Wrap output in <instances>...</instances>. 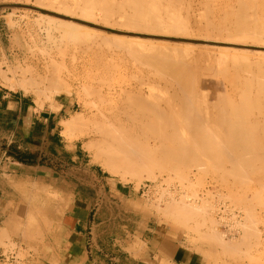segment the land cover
<instances>
[{
	"label": "rangeland",
	"instance_id": "374dc122",
	"mask_svg": "<svg viewBox=\"0 0 264 264\" xmlns=\"http://www.w3.org/2000/svg\"><path fill=\"white\" fill-rule=\"evenodd\" d=\"M96 1L95 0L94 1L93 0L92 1L91 0H89V1L85 0L82 3V0H0V5L1 4H21V5H27V6L35 7V9L26 8V7H0V25L5 26V29L8 32L12 31L14 33V37L12 39L13 44H14L15 48L19 49V55H20V60H21V61H17L18 65L15 68V73H16V71H19L20 72L19 74L21 75L22 79H25V76L28 75L30 72H32V74H35V71H36V73H37V82H39V83H37V92H38L37 95H38L40 106H42L44 104V102H48V101L53 100L58 95L67 94L68 95L67 97L71 101V105H72V111H71L70 116H72L74 114L78 115V113L79 114L81 113V115H83V118L85 120H88L89 118L93 117L92 115L95 114V112L97 111V109L99 107L104 108L105 110L107 109L106 112L115 111L113 106L115 104L121 105L122 104L121 102L127 96L126 94L124 95L120 92L121 87L124 86L125 88L123 87V89H127V90L129 89L130 91L133 89V91H131V94H135V92H136L135 90H138V88L140 89L141 86H144L143 92L144 91L145 92L143 93V96L145 97L146 93H147V95L150 96V93L152 92L153 88H155V85L157 86L159 84L158 85L159 87L157 86L156 90L158 89V91L160 92V95L155 94L156 90H154L153 97L150 96V100H151V97H152V99L154 97L155 98L157 97L158 101H157V99H154L153 101L156 100L159 103L160 107L162 108V106H163V108H166V110L170 107V105L175 106V104H176V106L178 107L179 104H177V103H180V101H178L179 99L176 98V96H174V95L178 93L177 96L179 94H180L179 96H181L184 93L182 90V87L178 88L180 86H176V82L174 83L173 81H171L170 80L171 78L168 79L167 75H166V77L163 76L164 73L160 74L158 71L153 69V68H155L154 66L150 65V67H151L150 68L148 66V64L146 62H144L142 59H141L142 60L141 61L142 65H141V62L139 60L140 58L138 57V59H137V57L135 55H133V51H131L130 49H129V51H127L128 52L127 53L126 50L128 49L129 46L126 47V45H130L132 43H134V45L136 44L135 46L139 45L140 48L142 47L141 46L142 44L145 43L146 46H148L149 44L151 45L152 42H153V45L154 44H158V45L160 44L159 46L155 45V47L157 46L158 48L162 45L164 47H166L168 45V47L172 49V50H170V51H172V54L174 53L173 46H175V45L178 46L177 49H181L179 51L180 52L182 51L183 54L181 53L180 56L178 53H175L174 55H172L170 52L169 57L171 58L173 56L171 59L172 60L175 59L176 61L178 59L175 57L179 56L178 58H180V60H182L181 56H182V58L185 57L186 60L183 59V61H185V64L187 63L186 67L189 63L188 67L186 68V72H188V75L191 76L192 87L197 91L198 96L200 97L198 99L197 98L198 96L196 97V95H195L194 98H196V100L195 99L194 100L200 101L201 104L203 103L202 106H204V104L209 105L212 98H215V97H216V99L221 98V97L216 96L220 92L219 90H221L220 93H222V92H224V90L228 92V89H229V91L233 95L236 96V92H234L235 94L233 93V90L235 88L232 90L233 86L232 85L229 86V83L231 84V81L227 82L228 79H225V78L223 79L222 76L224 74H222L221 69H219V67L221 68L220 62L225 63L224 61L219 60V59H221V56L223 57L222 59H224V56L226 55V58L228 60H230L226 53L224 54V52H221L223 49H225V47H228V46L227 45L216 46V45H211V44H207V43L204 44V42H203V44H201V43L196 44V43H193L190 41L182 40V38L202 39V38H204L203 35L207 36L206 34L209 33V31H207V29L212 30L213 26L216 27V26H220L223 24H225V26H227L226 23L229 26L228 28H230L232 25H230L229 23L231 22L232 24H234L233 19H235V16H234V14H231V12L228 8H227V10H229V11H227L225 9V14L230 12L232 17L229 15V13H228V16H227V14L224 15V16H227L226 19H228V21H225L226 23L223 22V24H221L222 22L221 23L217 22L218 21L217 18H218V16L220 17V14H221V18H223V16H222L224 13L223 9L227 7L226 6L227 3L229 4V5L227 4L228 7L233 6V10L231 9V11H234V7H236L235 3H237V2H235L234 0H230V1L229 0H216V1L214 0L215 2L213 0L212 1L207 0V4L209 5L208 6L207 4H204L206 2L205 0H203V2H202V0H200V1L199 0H190V1L189 0H180V2L178 0H176L174 3H175V5L177 4L178 7H174L173 10H175V9L179 10L178 12H180V14L179 13L178 14L181 15V17L178 16L179 19H182V18L186 19V18H188V15H190L189 16L190 19H187V20H189L190 28H192L193 30L192 29L191 30L194 32H192L189 29L191 35L186 36V35H180L178 32H176L177 34H175V32L174 33H163V32H157L156 33V32H152V31H148L146 29H140V28L139 29L138 28L132 29L133 25L135 24L132 21H131V23L133 25L131 24L132 27H130V25H129L130 20L129 19L133 18L134 17L133 15L137 16L140 14V16L143 20H141V18L139 20L138 16H137V18H133L131 20L136 19L139 21H144V20L149 19V17L145 16V14L147 16H149V13L153 11V10L152 11L149 10V8L153 7V6L149 5L150 4L149 2L153 1V3H154L157 0L156 1L155 0H147V1L144 0V1H142L143 2L142 4H140L141 0L137 1V3H134L136 1L132 0V2L134 1L133 5L137 4L138 6L135 5L134 7H136V8L133 7V9H132V7H131L132 5H130L131 11L129 9H126V5H128L127 6V8H128L129 4H131L132 2L129 4L127 3L125 5L126 0H114V3L111 0H108L109 2H107V0H105V1L104 0H100V1L96 0ZM101 1L102 2L104 1V2L102 3ZM162 1L163 2H161V0H160L161 3H158L159 2L158 1V2H156V5L155 4L154 5L156 6V10H157L158 8L161 7L160 5L163 6L165 4L166 7L164 6V7H162L163 9L161 8L163 12L160 9L158 10L159 14H160V12L165 13V14L161 13L162 17H164L165 15H168V12H165V8L169 9V6H170V10L173 12V10L171 9V6H175V5L173 3L174 0L170 1L171 4H173V5H169L168 7H167V5H168L167 1L169 2V0H162ZM251 1H253V0H251ZM251 1H248V2L250 3ZM90 2H93V3L96 2L95 4H99V3L100 4H99V6H97V5L92 3L94 6H96L94 8V6ZM105 2L110 3V4H108V5H110V7L108 5H104ZM145 2H148L149 4L145 3ZM187 2H188V5H187ZM208 2H210V3H208ZM224 2H226V3H224ZM254 2H255V0H254ZM254 2L252 3L253 5H254ZM256 2L258 3L261 1L256 0ZM75 3H77V5ZM144 3L146 4V6L147 5H149V6L146 7ZM153 3H151V4L153 5ZM166 3H167V5H166ZM189 3L191 4V6L189 5ZM198 3H199V5H198ZM257 3H256V5H257ZM102 4L105 7H109V8L112 7V8L109 10V8L108 9L105 8ZM123 4H124V6H122ZM220 4H222V5L225 4L226 7H224V5H223L224 8L222 7V9H221ZM263 4H264V1L261 2V4L260 3L258 4L260 6L257 5L258 6L257 7V10H258L257 13H260V11H261L260 14H262V11H264L263 10L264 7H262V6H264ZM49 5H51V6H49ZM88 5L92 6L93 9H92V7H89ZM158 5L160 7H158ZM186 5H187V7H186ZM217 5L220 6L219 8L221 9V11L223 13L221 11H218L219 8L216 11L215 6H217ZM67 6H68V8L71 6L72 7L68 9ZM139 6H140L141 10H139ZM141 6L142 7L145 6L146 8L145 7L142 8ZM181 6H182V8H181ZM205 6H206V9H210L209 10L210 12L205 11L206 10ZM213 6H214V8H213ZM78 7H80V8H78ZM208 7H211V8H208ZM121 8L126 10L127 12L130 11L129 14L132 13V15L128 14L125 16V14H127V13L124 12L125 14H123V12H121V11H123ZM186 8H187V10H184ZM79 9H81V10H79ZM103 9H104V11H103ZM134 9H136L135 11L137 13L142 11L141 12L142 15H141V13H139V14L135 13L134 14L133 13ZM144 9L146 12L143 11ZM211 9H212V11H211ZM86 10H87V12H85ZM108 11H112V15H111V13H108ZM148 11H149V13H147ZM154 11H155V9H154ZM106 12L110 15H107ZM157 12L155 11V13L157 15H159ZM219 12H221V13H219ZM91 13H92V15H91ZM175 13H177V12H174V15H175ZM206 13H208L209 15ZM215 13H216V15H215ZM232 13H234V12H232ZM118 14L119 15L121 14V15L119 16ZM122 14H123V17L125 16V18H127L129 20V22L126 19L123 21V22L127 21L126 24L122 22V20L124 19V18L122 19ZM150 14H152V13H150ZM154 14H152V18L155 17V18L159 19V17H156L157 15H154ZM178 14H176V15H178ZM199 14H202L203 16L206 14L204 16L205 20H204L203 16L201 17V15H200V17H199ZM186 15H187V17H186ZM88 16L89 17L92 16V18H89ZM93 16H94V18H93ZM143 16H145V17L143 18ZM214 16H216V17H214ZM107 17H108V19H107ZM208 17L209 18L212 17L214 19V22H216L215 24H213L214 23L212 21L213 19H211L213 26L208 24V20H210ZM258 17L260 18V16H258ZM215 18L217 21H215ZM221 18H219V21L222 20ZM230 18H231V21L229 20ZM150 19H151V16H150ZM192 19H193V21H194V19H196L194 21L196 23H198V21L200 19H203L202 20L203 22L200 20L199 23L201 25L203 23L204 24L207 23V24L206 25L203 24L204 25V26H202L203 29L201 32H199L198 30H201L200 29L201 26H200V28L199 27L196 28V26H198L200 24H198V25H195L196 23L193 24ZM263 19H264V16L262 17V21H264ZM62 20H64V21H62ZM76 20H79V21L80 20L81 21L86 20V22H90L93 24L104 26L108 30L105 31V30L100 29L101 30L100 31L97 28H94L92 26V24L90 26H88V25L85 26V24L79 23ZM105 20H107L111 24H109ZM60 21H62V22H60ZM65 21L70 22V23L75 22V23L81 25V27L85 26L84 28H81L82 29L81 31H84L83 29H85V28H86L87 32L89 30H92V31L88 32L91 35H88V37H86V41H85V39L83 40L81 38L82 36L79 37V35H81V33L85 34V32H81V33L79 32L80 26H79V28H77L78 29L77 32L80 33V34L77 33V35H78L77 36L75 33V30H72V29L68 28L66 25H64V24H66V23H63ZM190 22H191V24H190ZM217 23H219L220 25H218ZM142 25H143V23L140 24L139 26L141 28H143ZM208 25H209V27L207 29H205L206 26H208ZM139 26H137V27H139ZM87 27L89 28V30L87 29ZM222 27L223 26H220V28H222ZM233 27H234V25L231 28H233ZM228 28H226V29H228ZM224 29H218L222 32L218 31L217 29H215L214 31H210L211 34H209V36H212V35L215 36L217 34V33L215 34V32H220L218 34H221V37H214V36H212V37L213 38H220V39L224 40L223 37L226 38L227 35L231 36L229 34L225 35V33H228V32L226 31L224 33V31H223ZM64 30L68 31V34H69L70 30L72 32L74 31L73 33H75V35H76V37H75L76 41H75V38H73L72 40L67 39L69 37H67L68 35L65 36ZM203 30H205V32ZM116 31L128 32V33H130V35L129 34L128 35L122 34L120 36V34L116 33ZM179 32H181V31H179ZM88 33H86V34H88ZM204 33H206V34H204ZM222 33H224L223 36H222ZM124 35H125V37H123ZM89 36H91L92 38H89ZM77 37L81 38L83 41L80 39L77 40L78 39ZM132 37H134V38H132ZM231 37H233V36H231ZM70 38H72V37H70ZM94 38H95V40H92ZM109 39H110V41H109ZM103 40L104 41L106 40L108 42L104 43V45H103V42H102ZM185 42H187V44L192 43L195 45H193V47L191 46V48H187L188 46H186V48L184 49L182 47H185V46H183V45H186V44H183ZM147 43H149V44H147ZM247 43L249 44V46L245 47V49L246 50L249 49V50L245 51V54H246V52H247V54L249 53L250 55L249 54L248 55L253 60L250 57L249 58L252 61H256L255 60L256 58H257V60L259 59L261 61V59L263 58L262 59V62H263V60H264V53H263L264 52V45H263L264 42L262 44L263 47H254V42L252 43L251 39L248 37ZM7 44L10 45L9 43H7ZM98 44H99V46H98ZM118 44L122 45V46H119ZM207 45H208V48H207ZM132 46H133V44H132ZM132 46H130V47H132ZM212 46H213V48H212ZM215 47H216V49L220 48V50L217 49L215 51ZM188 49H190V50H188ZM251 49L254 50V53H253V50H251ZM256 49L258 51L263 50L262 51L263 54L262 53L260 54V52H261L260 51V52H258V55H257V52H255V51H257ZM148 50L149 49L144 50L145 51L144 53H147ZM185 50H187L186 51L187 56L185 54ZM139 51H140V49H139ZM151 51H152V53L154 52L153 50H151ZM231 51L232 50H230L229 52L235 53L234 51L233 52H231ZM220 52L223 55H221ZM229 52H227V53L230 54ZM188 53H190L189 56H188ZM206 53H209V54H206ZM218 53L220 55H218ZM237 53H235V54H237ZM149 54H151V53L149 52ZM176 55H178V56H176ZM205 55L207 56V58H205L206 57ZM237 55L241 56L242 54L239 53ZM259 55L262 56V58L261 57L259 58L258 57ZM73 56H74L75 60H74V58H72ZM132 56H134V57H132ZM191 56L195 60L192 59ZM208 56H209V58H208ZM187 59L188 60L192 59V60H190L191 62L190 61L188 62ZM62 60H64V64L60 65ZM134 60L136 62H134ZM138 60H139V62H138ZM196 60H198V61H196ZM183 61H182V63H183ZM225 61H226V63L224 65H226V64H228V65H226V69L224 68V70L225 71L229 70L230 72H233V70H231V69H234V67L232 68L233 65H231L232 62L231 61L227 62V60H225ZM54 62H56L55 63L56 65H53ZM197 62L200 64H196ZM217 62H219L218 66H215L217 64ZM58 63H59V65H58ZM145 63L148 67L145 65ZM206 63H207V65H206ZM143 64H144V66H143ZM208 64L210 65V68H209ZM212 64H214V65H212ZM182 65H184V63ZM190 65L192 67H190ZM224 65H223V67H224ZM230 65H231V67H230ZM56 66L58 69L56 68ZM207 66L209 69L207 68ZM214 66L216 68L218 67L220 72L219 71L217 72L218 69L214 70L213 69V68H215ZM227 66H229L230 68L227 69ZM195 67H196V71H195ZM108 69H111V70H108ZM138 69L140 70V72L137 71ZM198 69H199V71H198ZM212 69L216 72L214 73V71H212ZM187 70H190V71H187ZM150 71H151V73H150ZM106 72H107V74H106ZM135 72L136 73L138 72V73L136 74ZM227 72H225V73H227ZM191 73L193 76L190 75ZM217 73L220 76L217 75ZM220 73L222 74V76ZM148 74H150V75H148ZM156 74H158V75L154 76ZM159 74H160V77H159ZM142 75H143V77H142ZM195 75H196V78H195V80H193ZM148 76H149V78H148ZM152 76H154V78ZM54 77H55V79H54ZM142 79H144L145 81ZM200 79H201V81H200ZM104 80H105V82H104ZM140 80L142 81L143 85H142V83L140 84V82H141ZM149 80L151 82L153 81V83H151ZM154 80H156V81H154ZM197 80H199L200 84H202V85L197 84L198 83ZM222 80H224L225 82L224 81L222 82ZM146 81H149L150 83L146 82ZM101 82L103 83V85ZM171 82H173L174 86L173 85L171 86V84H172ZM193 82H195V83H193ZM66 83L69 85L70 88L66 89L64 87V85L65 86L67 85ZM148 84H150L151 87L154 86L151 91H149V88L147 90ZM167 86H168V88H167ZM194 86L198 87V88H195ZM230 87H232V88H230ZM180 90H181V92H180ZM198 90H199L200 94L204 93V95H200ZM161 91H163V93H164L163 96H161V94H162ZM196 91L194 92V94H197ZM137 92L139 93L140 91L138 90ZM170 93L173 94V96L176 98L175 99L176 101L173 100L172 96L169 97L171 95ZM166 94H167V96H166ZM110 95H111V97H110ZM209 95L211 97V100L209 97V100H208V98H206L208 100V103L203 102L202 100L205 99V96L208 97ZM121 96L123 99L121 98ZM149 96L147 98H149ZM203 96H204V98H203ZM166 97L167 98L169 97V98L167 99ZM165 98L167 99V101L165 100ZM169 99L173 100V103H169L168 102ZM206 99L204 101L207 102ZM99 100H100V102H98ZM105 100L109 101V102H106ZM161 100H164V101H161ZM213 100L214 101L211 104H214L215 99H213ZM218 100H221V99H218ZM238 100H239V98H238ZM103 102H106V103H103ZM161 103H162V105H161ZM216 103H219V101L217 102V100H216ZM168 104H170V105H168ZM210 105L208 107L212 108ZM204 109H205V107H204ZM82 112H85V113H82ZM70 116L68 118H70ZM85 116L88 119H86ZM214 117L215 116L213 115V119H214ZM62 125H63V122H62ZM64 135L70 142L77 141L79 146L81 145V147L84 151V154H85V159L83 160L82 163L80 162V163L71 164L70 170H69L71 182L75 181V179L78 177H85V179L87 181L91 182L92 177H98L101 179L100 183H101L102 191L108 192V188L104 189L103 185L105 183H114L116 181H119V182L123 183L124 185H126L125 190L127 192L132 191V188H134L135 192L132 195H134V196L136 195L137 197L142 198L143 203H145L149 207L150 211H152L156 215H159L162 219H164L165 223L169 224V226H171L172 228L180 227L181 229L178 228V230H182L183 232L187 233L188 235L193 236L194 240H209V242H211V241H216V239H215V237H216L219 242L222 241L224 243L223 244V252H224L225 256L228 257L230 264H237L238 261H240V262L245 261L246 264H264V218H263L264 217V204L259 203V202L264 203V200H263L264 199V196H263L264 195V183H263L264 178H263V176L259 177V175H264V174L257 175L258 174L257 173L255 175L254 174L255 172L254 173L249 172L250 173V176H249V174L246 173L245 176H247V174H248V176L251 177L250 183L246 185L247 182H245L246 180L249 182L248 176H247L248 178L242 177V178L246 179L245 181H243L244 185H246V186L242 185L243 186L242 187L240 185V187H239V184L237 183L239 178L236 180L237 177L235 175H234L235 177H230V176H233V174L231 175V173H230V176L228 175L232 169L230 162L228 163L227 161H224V160H219V161H221V162H219L218 160H216V159L214 160V158H213V160L217 163L216 165H215V162L213 160H211L212 162L207 161V164L210 163L208 165L205 164V162H204L205 166L203 163L200 164V166L203 165L204 167H206V165H207V167L209 166L207 170H206L207 167L202 169L203 167L199 166L200 167L199 168L198 163H196L195 166H193L194 165L193 164L191 167L190 166L184 167V168L182 167L180 170H178V172L177 171L173 172V170H168V171L162 172L160 174V171H158L156 169L154 171V173L157 174V176H158L157 179L151 180V179L143 178L140 182L137 183L138 180L135 178H132L129 175H127V177H126L127 180H122V178H120L119 175L112 174L108 170H106L103 167L101 161L95 159L93 151L88 149L85 146L89 141H91V139L89 137H81V138L75 139V138L70 137L69 134L64 133ZM203 161H206V160H203ZM225 162H226V164H225ZM218 163L219 164L223 163L226 165L224 167V165L222 164L224 168L223 167H221V168H222V170L224 169V171H226V169L228 170L227 175L230 177V178L227 177L228 180L227 179L224 180V178H226L225 176H223V178L220 177L224 171H222V173H221V170L219 171V169H221V168H217ZM227 163H228V165H227ZM196 165L199 169L196 168ZM211 165H212V167H216L217 170L215 171L214 170L215 168L212 169ZM229 166L231 167L230 171L227 168ZM217 171H219V173H221L220 176L218 175L219 173H217ZM223 175H225V172ZM251 175H253L254 177L256 176V178H255L256 180H259V181L263 180V182H259V184L261 183L260 186L262 185L263 189H262V187L259 188V186L257 184L258 181L256 182V180L253 179L252 178L253 176H251ZM232 178L233 179L235 178L234 180H236V181H234ZM257 178H259V179H257ZM252 179L255 181H253ZM232 181H234V182H232ZM235 184H236V186H235ZM71 186H72V184H71ZM256 188H258V189H256ZM248 190L249 191L251 190L250 191L251 193ZM253 190H256V191L262 190V193H258V195H259V197H261V196H263V197L258 198V195H256V194L259 191L256 192ZM97 191H99V190L97 189ZM254 192H256L255 195H253ZM47 196L53 197V194L49 193V194H47ZM254 196L256 197V199ZM105 197L106 196L102 197L103 202L107 203L106 207H109V200L106 201ZM251 199H253V201ZM173 202H175V203L177 202L176 204H178L179 206L180 205H187L185 207H188V204H192L195 207L197 206V209L194 207L193 208L195 209V211L196 210H198V211L195 212V214H193L194 216L192 215V213H190V214L184 213L183 211H182L183 213L181 211H179L178 213H175V215H174V213H172L171 211L168 210V208L171 209L170 207H172L175 204ZM222 206H226L228 209H231V210H237L242 214V221L240 223L241 225L239 224L241 227L240 226L239 227L242 228V226H243L242 223L245 222L244 227H243L244 229L243 228L240 229V231L237 235H228L222 231L223 223H222V221L218 215V212L220 211ZM223 212H224V217H223L224 220L226 222L232 223L233 218L231 215H229V211L225 210ZM250 212L252 213V215H250ZM180 214H182V216ZM186 215H189V216H186ZM190 215H192V216H190ZM179 216H180V218H177ZM180 219L181 220L184 219V220L181 221ZM255 223H256V225H255ZM251 224H252V226L254 224V229L257 232L260 233V231H261V233L259 235V241H257V238L252 235L251 231H253L254 229L253 230L250 229L252 227ZM247 225H249L250 227L249 226L246 227ZM245 227H246V230H248L247 228L250 229L251 235L250 234L249 235L251 238L249 237V235H247L248 236L247 238L245 237L246 236ZM44 234L45 233H43L41 231L38 232L39 244H40L38 249H29V248L18 249L17 254H18V258H19L20 262H16V263L12 262L11 263L9 261V263H5V264H50L48 262V256L51 255V249L44 246V243H45V241H44L45 235ZM213 234H214V236H213ZM211 237H214V238H211ZM243 238H244V240H243ZM211 239H214V240H211ZM246 240L248 242H244ZM218 241H216V242H218ZM232 242L234 244H232ZM257 242H258V244H257ZM225 244L228 245L229 247L226 246ZM231 244H232V247H231ZM233 245H236V246L233 247ZM33 251H34V254H33Z\"/></svg>",
	"mask_w": 264,
	"mask_h": 264
},
{
	"label": "bare ground",
	"instance_id": "6f19581e",
	"mask_svg": "<svg viewBox=\"0 0 264 264\" xmlns=\"http://www.w3.org/2000/svg\"><path fill=\"white\" fill-rule=\"evenodd\" d=\"M83 1L85 0H82V3ZM89 1V0H88ZM92 1V0H91ZM94 1V0H93ZM96 1V0H95ZM100 1V0H99ZM105 1V0H104ZM103 1V2H104ZM113 1L114 3V0H111ZM129 1V2H128ZM136 1V2H134ZM133 2L134 3H137V1L139 0H134ZM144 0H141L140 4H142ZM147 1V0H145ZM156 1V0H155ZM159 1V2H158ZM170 1H173V0H169V2L167 1L166 5L167 7L169 5H173L171 4ZM176 0L173 1V3L175 2ZM180 2V0H178ZM190 1V0H189ZM200 1V0H199ZM206 2L204 4H207V0H205ZM210 1V0H208ZM212 1V0H211ZM214 1V0H213ZM216 1V0H215ZM214 1V2H215ZM230 1V0H229ZM236 4V7H234V11H231V9L233 10V6H230L228 7V5L226 4H220L221 6V9L222 7L224 8L223 11L224 13L221 11V9L219 8L220 6H215L216 8V11L217 9L219 8L218 11H221L223 13V18H221V14H220V17L218 16V21L216 20L215 18V21L223 24L226 23L225 21H228V19H226V17L228 16V13L229 15L232 17L231 14H234L235 16V19H233V23L232 24L230 21H231V18L229 19L230 21V25H234L233 28H228V24L226 23L227 26H225V24L223 25H220L219 23H217L218 25L220 26H223L225 29L228 28V29H224L223 27L220 28V26H216L214 27L212 25V21L214 22V19L211 17L209 18L210 20H208V24L213 26L212 30H208L207 28L209 27L206 26L205 29H207V31H209L208 34H206L207 36L203 35L204 38L202 39H196V38H182V40H185V41H190V42H193V43H201L204 44L207 43V44H211V45H227L228 47H225V49H223L221 52H224V54L226 53L228 55V58L230 60H228L226 58V55L224 56V59L227 60V62L231 61L233 65L232 68L234 67V69H231L233 70V72H230L229 70H224V68L226 69V65H224L226 63V61L224 59H222L223 57L221 56V59L219 60H222L224 61L225 63L223 62H220L221 63V68L219 67V69H221L222 71V74H224L222 76V78L224 79H228L227 82L231 81V84L229 83V86H233L230 87L232 88L233 90V93L236 92V96L233 95L229 89H228V92L225 91L224 89V92L220 93L221 90H219L220 94L218 93L216 96L217 97H221V98H218V99H221V100H218L215 98H212L211 100V97L210 95L208 97L205 96V99L208 98L209 100V97H210V103H213V99H215V102L214 104H211L210 107H208L209 105L207 104H204V106H202V104L200 103V101H195L196 98H194V96L196 95V97L198 96V93L197 91L192 87V81H191V76L188 75V72H186V64H185V61H183L184 58H182L181 56V59L178 58L180 56V54L183 52L179 51L181 49H177L178 46H173V51L174 53L172 54V50L171 48L168 47V45L166 47H163L160 46L159 48L157 46H159L158 44H154L153 45V42L151 43V45L149 43L148 46H146V44H142L141 48L139 45L135 46L134 43L133 46L132 44L130 45H126V47H128V49L126 50L129 51V49L131 51H133V55H135L138 59V57L140 58V62L143 60L144 62H146L148 64V66L150 67L151 66H154L156 71H158L160 74L164 73L163 76L166 77L167 75V78L170 79L171 81H173L174 83L176 82V86H180L178 88H181L182 87V90H183V96H177V94H175L174 96H176V98H178L180 101V103H177L179 104L178 107L176 106H171L170 104V107L166 110V108H162L160 107L159 103L157 102L158 99L157 97L153 98V92L154 90H156L157 86L159 85H155V88L151 87L150 84H148V87H147V90L149 88V91L152 90V92L150 93V96L151 97V100H150V96L145 95V97L143 96V87L144 86H141L140 89L138 88V90L140 91L139 93L137 92L138 90H135V94H131V91H133V89L130 91L129 89H123V87L120 88V92L122 94H126L127 96L123 99L122 96L121 98L123 99V101L121 102L122 104L121 105H114V110L115 111H112V112H106V110L104 108H101L99 107L97 109V111L95 112L94 115H92L93 117L92 118H87L85 116L86 119L88 120H85L83 118V115H81V113L78 115H72L70 116V118H68L67 120H63V126L64 127L62 130H63V133H66V134H69L70 137L72 138H75V139H78V138H81V137H89L91 139V141H89L88 139V143L85 145L88 149L92 150L93 153H94V156H95V159L101 161L103 167L108 170L110 173L112 174H117L120 176V178H122V180H127L126 177L127 175L131 176L132 178H135L137 179V183L140 182L143 178H146V179H151V180H154V179H157L158 176L157 174L154 173V171L157 169L158 171H160V174L162 172H165V171H168V170H173L174 171H177L180 170L182 167H191L193 164V166H195L196 163H198V167L200 166V164H207V161L210 162L211 160H224V161H227L228 163L230 162L231 166H232V169L231 167H227L230 171L229 172V176H230V173L231 175L233 174V176H230V177H237L236 180L238 179L237 183L239 184V187L240 185H244L243 181H245L246 179L242 178V177H245V178H248L250 176V173L249 172H255L254 174L256 175H259V174H264V60L262 62V56H258L259 58L261 57V61L257 58L255 59L256 61H252L253 59L247 54H245V51L249 50V49H245V47L249 46V44L247 43V39L248 37L251 39V42L253 43L254 42V47H263L262 44L264 42V21H262V17L264 16V11H262V14L261 11L260 13H257V7L260 6L258 5L259 3L261 4V2H263L262 0H259L261 2H254L251 1V0H234ZM248 1H251L250 3ZM80 2V1H79ZM87 2V1H86ZM97 2V1H96ZM95 2V3H96ZM102 2V1H101ZM102 2V3H103ZM107 2H109L107 0ZM132 0H126L125 1V5L128 3H131ZM133 2L131 4H129V7L127 8L128 5H126V9H129L131 11V7L133 9V7L135 5H133ZM156 2L158 3H161L163 2L161 0H157ZM156 2L153 3V1L151 2H145V3H148L149 5L153 6L151 8H149V10H153L155 9V11L157 12L159 9L162 11V7L165 6V4L162 6V5H158V8L156 10ZM182 2V1H181ZM203 2V0H202ZM222 2V1H221ZM254 2V5L252 4ZM91 4L93 2H90ZM93 3V4H95ZM99 3V2H98ZM144 3V4H145ZM153 3V5L151 4ZM157 3V4H158ZM170 3V4H169ZM178 3V2H177ZM210 3V2H208ZM226 3V2H224ZM234 3V2H233ZM257 3V5H256ZM77 5V3H75ZM92 4V5H93ZM100 4V3H99ZM99 4H95L97 6H99ZM110 3H104V5H108ZM139 4V5H140ZM155 4V5H154ZM203 4V3H202ZM103 5V4H102ZM103 5V6H104ZM121 5V4H120ZM130 5H132L130 7ZM147 5V6H149ZM175 5V3H174ZM177 5V4H176ZM171 6V9L173 10L174 7H178L177 6ZM187 5H188V2H187ZM186 5V7H187ZM189 5L191 6V4L189 3ZM199 5V3H198ZM208 5V4H207ZM206 5V6H207ZM264 5V4H263ZM51 6V5H49ZM53 6V5H52ZM89 6V5H88ZM94 6V5H93ZM102 6V7H103ZM110 7V5H108ZM112 6V5H111ZM124 6V4L122 5ZM138 6V5H137ZM146 6V4H145ZM144 6V7H145ZM146 6V7H147ZM180 6V5H179ZM189 6V7H190ZM201 6V5H200ZM199 6V7H200ZM203 6V5H202ZM206 6H205V9H206ZM209 6V5H208ZM212 6V5H211ZM262 6V5H261ZM72 7V6H71ZM69 7V8H71ZM89 7H92V6H89ZM96 6H94L95 8ZM105 7V6H104ZM109 7H105V8H109ZM121 7V6H120ZM142 7V6H141ZM142 7V8H144ZM145 7V8H146ZM166 7V6H165ZM188 7V8H189ZM232 7V8H231ZM264 7V6H262ZM63 8V7H62ZM68 8V6H67ZM68 8V9H69ZM80 8V7H78ZM85 8V7H84ZM112 8V7H111ZM109 8V10L111 9ZM136 8V7H134ZM153 8V9H152ZM162 8V9H161ZM182 8V6H181ZM201 8V7H200ZM204 8V7H203ZM208 8H211V7H208ZM214 8V6H213ZM227 8L230 10V12L226 13L227 16H224L226 15L225 14V9L227 10ZM73 9V8H72ZM93 9V7H92ZM122 9V8H121ZM138 9V8H137ZM263 9V8H262ZM64 10V9H63ZM81 10V9H79ZM91 10V9H90ZM89 10V11H90ZM123 11V14L128 15L129 12H127L126 10L122 9ZM136 9H134V14L137 13L135 11ZM139 10L140 9V6H139ZM176 10V11H175ZM173 10V12L170 10V6H169V9L165 8V12H168V15H165L164 17H162V14H165V13H162L160 12L159 14V11L157 12L159 15H157L155 13V11L153 12H150L154 15H157L156 17H159L158 18H155L153 17L152 18V14L149 13V11L147 13H149V16H147L145 14L146 17H149V19L147 20H144V21H139L141 16L139 13L141 12H138L137 15L139 18V20H131L133 18H137L136 15H133L129 22V20L127 18H125V16L123 17V14H122V22L126 19L128 20L129 22V25L130 27L131 26V21L133 23H135L132 27V29H136V28H140V29H146L148 31H152V32H163V33H174L177 34L176 32H178L180 35H186V36H190L191 33H190V30L192 28H190V25H189V20L187 19H190L188 15V18L186 19H179V17H181L180 12H178L179 10L175 9ZM184 10H187L184 9ZM189 10V9H188ZM193 10V9H192ZM201 10V9H200ZM203 10V9H202ZM210 9H206L205 11H209ZM215 10V9H214ZM227 10V11H229ZM260 10V9H259ZM264 10V9H263ZM68 11V10H67ZM72 11V10H71ZM104 11V9H103ZM102 11V12H103ZM106 11V10H105ZM145 11V9L143 10ZM204 11V10H203ZM212 11V9H211ZM215 11V12H216ZM226 11V12H227ZM87 12V10L85 11ZM100 12V11H99ZM125 12V13H124ZM146 12V11H145ZM174 12H177L175 13L174 15ZM210 12V11H209ZM219 12V13H221ZM234 12V13H232ZM89 13V12H88ZM93 13V12H92ZM91 13V15H92ZM101 13V12H100ZM108 13H111L112 15V11H108ZM106 12L107 15H110ZM162 13V14H161ZM179 13V14H178ZM205 13V12H204ZM94 14V13H93ZM143 14V15H144ZM178 14V15H176ZM203 14V13H202ZM202 14H199V17L201 15V17L203 16ZM208 14V13H206ZM205 14V15H206ZM218 14V13H217ZM260 14V15H259ZM116 15V14H115ZM119 15V14H118ZM121 15V14H120ZM119 15V16H120ZM129 15H132L129 14ZM142 15V13H141ZM153 15V16H154ZM161 15V16H160ZM204 15V16H205ZM209 15V14H208ZM207 15V16H208ZM211 15V14H210ZM214 15V14H213ZM216 15V13H215ZM85 16V15H84ZM143 16V18L145 17ZM150 16H151V19H150ZM179 16V17H178ZM185 16V15H184ZM183 16V17H184ZM192 16V15H191ZM203 16V18H204ZM260 16V18L258 17ZM89 17V16H88ZM112 17V16H111ZM166 17V18H165ZM187 17V15H186ZM216 17V16H214ZM225 17V18H224ZM89 18H92V16H90ZM94 18V16H93ZM100 18V17H99ZM105 18V17H104ZM155 18V19H154ZM185 18V17H184ZM198 18V17H197ZM196 18V19H197ZM207 18V19H208ZM219 18H221L219 21ZM234 18V17H233ZM259 18V19H258ZM106 19V18H105ZM108 19V17H107ZM194 19V21L196 20ZM211 19H213L211 21ZM226 19V20H225ZM101 20V19H100ZM141 20H143L141 18ZM183 20V21H182ZM198 20V19H197ZM201 21L203 19H200ZM199 20V21H200ZM205 20V18H204ZM264 20V19H263ZM51 21V20H50ZM57 21V20H56ZM64 21V20H62ZM60 21V22H62ZM77 22L79 23H82V24H85L90 26L92 24V26L94 28H97L98 30H100V28L98 27H95L96 26H100V27H103V28H106L104 26H101V25H97V24H93V23H90V22H86L85 21H79V20H76ZM106 22H108L107 20H105ZM193 21V19H192ZM193 21V24L196 23ZM198 21V23H196L195 25H198L200 24ZM207 21V20H206ZM211 21V22H210ZM203 22V21H202ZM205 22V21H204ZM211 24H210V23ZM63 23H66L64 25H66L68 28L72 29V30H75V33L77 35V28H79L80 26V29H79V32H85V34L81 33V35H79V37H81L83 40L85 39L86 41V37H88V35H91L90 33H88L89 31H92V30H89V28L87 27V29L89 30L87 32L86 28L83 29L84 31H81L82 29L81 28H84L85 26H82L77 24V23H70V22H63ZM109 23V22H108ZM123 23H127L126 22H123ZM143 23V28H141L139 25ZM206 23V22H205ZM216 22H214L213 24H215ZM111 24V23H109ZM139 24V25H138ZM191 24V22H190ZM204 24V23H203ZM198 25L196 26L200 28L201 26V30H198L199 32L202 31V26L206 25ZM139 27H137V26ZM128 26V25H127ZM210 26V27H211ZM54 27V26H53ZM219 27V28H218ZM61 28V27H60ZM190 29V30H189ZM211 29V28H210ZM215 29H224V33L227 31L228 33H225L226 34H229L231 36H228L224 38V40L220 39V38H213L212 36H209V34H211L210 31H214ZM86 30V31H85ZM103 30V29H101ZM100 30V31H101ZM108 30V29H107ZM193 30V29H192ZM191 30V31H192ZM197 30V29H196ZM47 31V30H46ZM65 31V30H64ZM106 31V30H105ZM181 31V32H179ZM205 32V30H203ZM220 31V30H218ZM72 31L70 30L69 34H68V31H65V36L68 35L67 39H73L76 37L75 33H71ZM194 32V31H192ZM222 32V31H220ZM220 32H215V36L214 37H221V34H218ZM71 33V34H70ZM78 33V34H80ZM88 33V34H86ZM116 33L120 34V36L122 34H129L128 32H121V31H116ZM213 33V32H212ZM222 33V36L223 34ZM83 34V35H82ZM214 34V33H213ZM94 35V34H93ZM136 35V34H135ZM219 35V36H218ZM74 36V37H73ZM78 36V35H77ZM85 36V37H84ZM132 36V35H131ZM201 36V35H200ZM54 37V36H53ZM72 37V38H70ZM125 37V35L123 36ZM135 37V36H134ZM132 37V38H134ZM170 37V36H169ZM78 38V37H77ZM81 38H78L77 40H82ZM89 38H92L91 36H89ZM100 38V37H99ZM121 38V37H120ZM56 39V38H55ZM105 39V38H104ZM122 39V38H121ZM82 40V41H83ZM92 40H95L92 39ZM165 40V39H164ZM253 40V41H252ZM55 41V40H54ZM53 41V42H54ZM74 41V40H73ZM75 41H76V38H75ZM110 41V39H109ZM96 42V41H95ZM100 42V41H99ZM103 42V45L104 43H107L108 41H102ZM114 42V41H113ZM130 43V42H129ZM180 43V42H179ZM87 44V43H86ZM183 44H186V45H183ZM182 45L185 46V47H182V48H186V46H188L187 48H191V46L193 47V45L195 44H192V43H188L185 42L183 43ZM114 45V44H113ZM119 45V44H118ZM155 45H157L155 47ZM174 45V44H173ZM264 45V44H263ZM99 46V44H98ZM119 46H122V45H119ZM135 46V47H134ZM223 46V47H224ZM230 46V47H229ZM125 47V46H124ZM125 47V48H126ZM134 47V48H133ZM211 47V46H210ZM241 49H240V48ZM132 48V49H131ZM136 48V49H135ZM138 48V49H137ZM181 48V47H180ZM207 48H208V45H207ZM213 48V46H212ZM63 49V48H62ZM100 49V48H99ZM123 49V48H122ZM140 49V51H139ZM147 53H144L145 51L144 50H147ZM199 49V48H198ZM220 50V48H217ZM216 47H215V51L217 50ZM153 50L154 52L152 53ZM190 50V49H188ZM192 50V49H191ZM232 50L231 52H235L237 54H242L241 56L235 54V53H230L229 51ZM253 50V49H251ZM257 50V49H256ZM260 50V49H259ZM179 51V52H178ZM187 50H185V54L187 53L186 52ZM201 51V50H200ZM214 51V50H213ZM261 51V50H260ZM260 51H255L257 52V55H258V52ZM263 51V50H262ZM262 51L260 52V54L262 53ZM33 52V51H32ZM149 52L151 54H149ZM171 52L172 55H174L175 53H178V57H175L177 58L178 60L176 61L174 58V60H172L171 58L169 57V53ZM190 52V51H189ZM204 52V51H203ZM220 52V54H221ZM227 52H229L230 54H228ZM244 52V53H243ZM128 53V52H127ZM199 53V52H198ZM215 53V52H214ZM253 53H254V50H253ZM252 53V54H253ZM264 53V52H263ZM262 53V54H263ZM190 53H188V56H189ZM192 54V53H191ZM201 54V53H200ZM206 54H209V53H206ZM218 53V55H220ZM233 56H232V55ZM235 54V55H234ZM223 55V54H221ZM231 55V56H230ZM245 55V56H244ZM131 56V55H130ZM184 56V55H183ZM187 56V54H186ZM206 56V55H205ZM235 56V57H234ZM248 56V57H247ZM253 56V55H252ZM97 57V56H96ZM134 57V56H132ZM192 57V56H191ZM190 57V58H191ZM231 57V58H230ZM252 59H250V58ZM255 57V56H254ZM74 58V56L72 57ZM196 58V57H195ZM207 58V56L205 57ZM209 58V56H208ZM97 59V58H96ZM142 59V60H141ZM192 59H194L192 57ZM190 59V60H192ZM215 59V58H214ZM232 59V60H231ZM75 60V58H74ZM138 60V62H139ZM186 60V59H185ZM188 60V59H187ZM188 60V62L190 61ZM195 60V59H194ZM193 60V61H194ZM208 60V59H207ZM218 60V61H219ZM43 61V60H42ZM97 61V60H96ZM181 61V62H180ZM184 65H182L183 63ZM198 61V60H196ZM134 62H136L134 60ZM191 62V61H190ZM207 62V61H206ZM56 62L53 63V65H56L55 64ZM95 63V62H94ZM102 63V62H101ZM145 63V65H146ZM218 63L215 65V66H218ZM64 64V60L61 61L60 65H63ZM96 64V63H95ZM196 64H200V63H196ZM215 64V63H214ZM212 64V65H214ZM28 65V64H27ZM59 65V63H58ZM141 65H142V62H141ZM207 65V63H206ZM209 65V64H208ZM224 65V67H223ZM230 65V67H231ZM96 66V65H95ZM137 66V65H136ZM144 66V64H143ZM147 66V65H146ZM147 66V67H148ZM194 66V65H193ZM198 66V65H197ZM214 66V67H215ZM146 67V68H147ZM185 67V68H184ZM190 67H192L190 65ZM189 67V68H190ZM200 67V66H199ZM229 66H227V69L230 68ZM57 68V66H56ZM151 68V67H150ZM198 68V67H197ZM208 68V66H207ZM209 68H210V65H209ZM208 68V69H209ZM27 69V68H26ZM58 69V68H57ZM152 69V70H153ZM214 70L215 69H218V67L216 68H213ZM212 69V71H214ZM217 70V72L220 70ZM108 70H111V69H108ZM137 71L140 72V70L138 69ZM187 71H190V70H187ZM193 71V70H192ZM195 71H196V67H195ZM199 71V69H198ZM227 73H225V72ZM205 72V71H204ZM216 71H214L215 73ZM224 72V73H223ZM110 73V72H109ZM108 73V74H109ZM136 73V72H135ZM138 73V72H137ZM136 73V74H137ZM151 73V71H150ZM190 73V72H189ZM200 73V72H199ZM59 74V73H58ZM107 74V72H106ZM160 74H159V77H160ZM198 74V73H197ZM212 74V73H211ZM150 75V74H148ZM158 74L154 75V76H157ZM192 75V73L190 74ZM217 75H219L217 73ZM154 76H152L154 78ZM193 76V75H192ZM199 76V75H198ZM201 76V75H200ZM211 76V75H210ZM220 76V75H219ZM218 76V77H219ZM127 77V76H126ZM143 77V75H142ZM48 78V77H47ZM52 78V77H51ZM105 78V77H104ZM131 78V77H130ZM139 78V77H138ZM146 78V77H145ZM149 78V76H148ZM196 78V75L194 76V79L195 80ZM55 79V77H54ZM156 79V78H155ZM160 79V78H159ZM166 79V78H165ZM198 79V78H197ZM220 79V78H219ZM47 80V79H46ZM53 80V79H52ZM109 80V79H108ZM144 80V79H142ZM167 80V79H166ZM208 80V79H207ZM49 81V80H48ZM66 81V80H65ZM107 81V80H106ZM139 81V80H138ZM141 81V80H140ZM145 81V80H144ZM143 81V82H144ZM150 81V80H149ZM149 81H146V82H149ZM156 81V80H154ZM164 81V80H163ZM201 81V79H200ZM217 81V80H216ZM224 80H222L223 82ZM52 82V81H51ZM50 82V83H51ZM105 82V80H104ZM151 82V81H150ZM149 82V83H150ZM170 82V81H169ZM173 82H171V86L173 85ZM198 82V83H197ZM197 84H200L199 80H197ZM225 82V81H224ZM226 82V83H227ZM26 83V82H25ZM24 83V84H25ZM37 80H36V86H37ZM102 83V82H101ZM142 83V81L140 82V84ZM145 83V82H144ZM153 83V81L151 82ZM195 83V82H193ZM202 83V82H201ZM52 84V83H51ZM65 84V83H64ZM67 84V83H66ZM107 84V83H106ZM130 84V83H129ZM169 84V83H168ZM178 84V85H177ZM23 85V84H22ZM103 85V83H102ZM143 85V83H142ZM161 85V84H160ZM194 85V84H193ZM196 85V84H195ZM202 85V84H200ZM199 85V86H200ZM101 86V85H100ZM121 86V85H120ZM140 86V85H139ZM174 86V85H173ZM64 87L67 89V88H70L69 85L67 84L66 86L64 85ZM159 87V86H158ZM195 87V86H194ZM225 87V86H224ZM228 87V86H227ZM125 88V87H124ZM165 88V87H164ZM163 88V89H164ZM168 88V86H167ZM174 88V87H173ZM192 88V89H191ZM195 88H198V87H195ZM160 89V88H159ZM175 89V88H174ZM122 90V91H121ZM168 90V89H167ZM176 90V89H175ZM174 90V91H175ZM196 91L197 94H194V92ZM217 90V91H218ZM101 91V90H100ZM158 89L156 90L155 94H159L160 95V92L158 91ZM177 91V90H176ZM167 92V91H166ZM179 92V91H178ZM181 92V90H180ZM199 92V90H198ZM230 92V93H229ZM36 93L38 94L37 92V87H36ZM133 93V92H132ZM161 96L164 95L163 91H161ZM175 93V92H174ZM217 93V92H216ZM154 94V95H155ZM171 94V93H170ZM169 94V95H170ZM200 94V92H199ZM235 94V93H234ZM108 95V94H107ZM200 95H204L203 94H200ZM149 96V98H147ZM158 96V95H157ZM160 96V97H161ZM167 96V94H166ZM173 97V100H175L176 98L173 96V94H171L169 97ZM103 97V96H102ZM111 97V95H110ZM168 97V98H169ZM167 98V97H166ZM165 98V100L167 101V99ZM198 99L200 98L199 96L197 97ZM204 98V96H203ZM239 98V100H238ZM154 99H157V101H153ZM171 99V98H170ZM169 99V100H170ZM195 99V100H194ZM202 99V98H201ZM200 99V100H201ZM205 99H203L202 101L205 102V103H208V100L207 102L204 101ZM168 102L169 103H173V100H170ZM194 100V101H193ZM216 100L217 102L219 101V103H216ZM106 101V100H105ZM161 101H164V100H161ZM176 101V100H175ZM201 101V102H202ZM100 102V100L98 101ZM106 102H109V101H106ZM106 102H103V103H106ZM160 102V101H159ZM167 102V103H168ZM163 103V102H162ZM161 103V105H162ZM166 104V103H165ZM105 105V104H104ZM167 105V104H166ZM173 105V104H172ZM91 107V106H90ZM205 107V109H204ZM207 107V108H206ZM110 108V107H109ZM83 109V108H82ZM82 113H85V112H82ZM89 114V113H88ZM213 115L215 116L214 119H213ZM84 146V147H85ZM211 158V159H210ZM208 159V160H207ZM203 160H206V161H203ZM213 160V161H214ZM212 162V161H211ZM215 162V161H214ZM221 162V161H219ZM232 162V163H231ZM227 163V165H228ZM204 164V166H205ZM210 164V163H208ZM207 164V165H208ZM212 164V163H211ZM214 164V163H213ZM217 163L215 162V165ZM223 164V163H222ZM219 164L217 165V168H221L226 166V162L225 164ZM196 165V168L199 169L200 167H203L202 169L206 168L204 167L203 165H201L199 168L197 167ZM220 165V166H219ZM209 167V166H208ZM208 167L206 168V170L208 169ZM212 167V165H211ZM223 167V168H224ZM215 168V169H214ZM212 169H214L215 171L217 170L216 167H212ZM249 169V170H248ZM191 170V169H190ZM210 170V169H209ZM221 170V173L222 171H224V169L222 170L219 169V171ZM182 171V170H181ZM197 171V170H196ZM219 171H217V173H219ZM176 172V173H177ZM209 172V171H208ZM212 172V171H211ZM225 172V175H223ZM223 174L221 175V173H219L218 175L223 178V176H225L228 180L227 177H229L227 175L228 173V170L226 169V171H224ZM247 174V176H245ZM205 174V173H204ZM156 175V176H155ZM184 175V174H183ZM235 175V176H234ZM181 176V175H180ZM253 176V175H251ZM264 178V175H259V177H262ZM229 177V178H230ZM163 178V177H162ZM253 179L256 178V176L252 177ZM233 179V178H232ZM235 179V178H234ZM233 179V180H234ZM249 179V182L246 180L245 182L246 185L250 183V179L251 177L248 178ZM252 179V180H253ZM259 179V178H257ZM261 179V178H260ZM196 180V179H195ZM214 180V179H213ZM223 180V181H224ZM234 180V181H236ZM256 180V179H255ZM253 180V181H255ZM264 180V179H263ZM263 180L259 181V180H256V182L258 181V186L259 188L262 187V185L260 186L259 182H263ZM232 181V182H234ZM193 182V181H192ZM197 182V181H196ZM225 182V181H224ZM227 183V182H226ZM236 183V184H237ZM254 183V182H253ZM264 183V182H263ZM194 184V183H193ZM235 184V186H236ZM244 185V186H246ZM182 186V185H181ZM187 186V185H186ZM238 186V185H237ZM249 186V185H248ZM243 187V186H242ZM249 189V188H248ZM258 189V188H256ZM263 189V187H262ZM247 190V189H246ZM209 191V190H208ZM249 191V190H248ZM251 191V190H250ZM249 191V192H250ZM253 191H256V190H253ZM259 191V192H257ZM257 194L256 192H254L253 195H258V193H262V190H257ZM169 192V191H168ZM194 193V192H193ZM251 193V192H250ZM196 195V194H195ZM261 195V194H260ZM264 196V195H263ZM261 196V197H263ZM244 197V196H243ZM255 197V196H254ZM259 197L258 195V198H261ZM194 198V197H193ZM248 198V197H247ZM242 199V198H241ZM256 199V197H255ZM263 199V198H262ZM250 200V199H249ZM253 201V199H251ZM264 200V199H263ZM241 201V200H240ZM255 201V200H254ZM257 201V200H256ZM262 201V200H261ZM178 202V201H177ZM176 202V203H177ZM259 202V201H258ZM175 203V202H173ZM175 203V204H176ZM196 203V202H195ZM255 203V202H254ZM261 204H264L262 202H259ZM173 205L172 207H170L171 209L168 208L169 211H171L172 213H178L179 211H183L184 213H192L195 214V212H197L198 210L195 211L194 208L197 209V206L195 207L194 205L192 204H188V207H185L187 205ZM186 204V203H185ZM166 205V204H165ZM247 205V204H246ZM251 205V204H250ZM190 206V207H189ZM203 206V205H202ZM262 206V205H261ZM194 207V208H193ZM236 207V206H235ZM200 208V207H199ZM251 210V209H250ZM170 212V213H171ZM180 212V213H181ZM182 212V213H183ZM200 212V211H199ZM252 212V211H251ZM250 212V215H252V213ZM249 214V213H248ZM182 216V214H180ZM190 215V216H192ZM197 215V214H196ZM178 216V215H177ZM186 216H189V215H186ZM194 216V215H193ZM207 216V215H206ZM256 217V216H255ZM177 218H180L177 217ZM182 218V217H181ZM187 218V217H186ZM191 218V217H190ZM189 218V219H190ZM196 218V217H195ZM194 218V219H195ZM200 218V217H199ZM205 218V217H204ZM264 218V217H263ZM181 220V219H180ZM184 220V219H183ZM181 220V221H183ZM191 220V219H190ZM206 220V219H205ZM204 220V221H205ZM258 220V219H257ZM203 222V221H202ZM200 223V222H199ZM198 223V224H199ZM245 223V222H244ZM244 223L242 228L244 227ZM254 223V222H253ZM203 224V223H202ZM241 225V224H240ZM239 225V226H240ZM246 225V224H245ZM256 225V223H255ZM197 226V225H196ZM249 225H247L246 227H248ZM252 226V224H251ZM241 227V226H240ZM246 227H245V230H246ZM250 227V226H249ZM241 228V229H242ZM256 228V227H255ZM197 229V228H196ZM244 229V228H243ZM248 230H246L245 234H246V238L248 237L247 235H251V232H252V235L254 237L257 238V241H259V235L261 233L257 232L255 229H254V224L253 226L250 228V229H254L253 231L250 232V229L247 228ZM214 230V229H213ZM215 231V230H214ZM213 231V232H214ZM248 233V234H247ZM216 234V233H215ZM249 235V237H250ZM214 236V234H213ZM262 236V235H261ZM231 237V236H230ZM3 238V237H2ZM203 238V237H202ZM211 238H214V237H211ZM219 238V237H218ZM251 238V237H250ZM261 238V237H260ZM216 241L217 238L215 237ZM249 239V238H248ZM211 240H214V239H211ZM244 240V238H243ZM251 240V239H250ZM222 242V241H221ZM220 244H224L223 242ZM244 242H248L247 240L244 241ZM236 243V242H235ZM232 244H234L232 242ZM232 244H231V247H232ZM246 244V243H245ZM258 244V242H257ZM226 245V244H225ZM243 245V244H242ZM228 246V245H226ZM236 246V245H233V247ZM247 246V245H246ZM229 247V246H228ZM230 247V248H231ZM225 248V247H224ZM226 249V248H225ZM228 249V248H227Z\"/></svg>",
	"mask_w": 264,
	"mask_h": 264
},
{
	"label": "crops",
	"instance_id": "0c3cea01",
	"mask_svg": "<svg viewBox=\"0 0 264 264\" xmlns=\"http://www.w3.org/2000/svg\"><path fill=\"white\" fill-rule=\"evenodd\" d=\"M13 37L0 25V264L20 262L18 249H38L39 231L50 264H230L219 241L172 228L134 188L116 181L103 192L98 177L71 182V164L85 159L62 130L71 101L61 94L39 105L36 71L15 73Z\"/></svg>",
	"mask_w": 264,
	"mask_h": 264
},
{
	"label": "built area",
	"instance_id": "2783aa9c",
	"mask_svg": "<svg viewBox=\"0 0 264 264\" xmlns=\"http://www.w3.org/2000/svg\"><path fill=\"white\" fill-rule=\"evenodd\" d=\"M229 211V215L232 216L233 222L229 223L224 220V212L223 211ZM219 218L221 219L223 223L222 231L225 232L228 235H237L240 231L239 224L242 221V214L237 210H231L228 209L226 206H222L220 211L218 212Z\"/></svg>",
	"mask_w": 264,
	"mask_h": 264
},
{
	"label": "water",
	"instance_id": "95a60500",
	"mask_svg": "<svg viewBox=\"0 0 264 264\" xmlns=\"http://www.w3.org/2000/svg\"><path fill=\"white\" fill-rule=\"evenodd\" d=\"M0 7H26V8L35 9V7H33V6H27V5H21V4H1ZM95 27H98V28L103 29V30H107V28H103L100 26L95 25Z\"/></svg>",
	"mask_w": 264,
	"mask_h": 264
}]
</instances>
